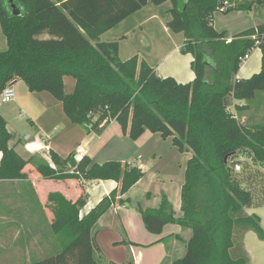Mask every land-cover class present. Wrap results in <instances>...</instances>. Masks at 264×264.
I'll list each match as a JSON object with an SVG mask.
<instances>
[{
    "label": "trees",
    "instance_id": "1",
    "mask_svg": "<svg viewBox=\"0 0 264 264\" xmlns=\"http://www.w3.org/2000/svg\"><path fill=\"white\" fill-rule=\"evenodd\" d=\"M166 1L173 3L168 27L184 33L181 51L194 57L195 79L189 83L160 76L139 55L122 60L119 41L100 40L102 33L148 3ZM15 2L20 15L10 10V0H0L7 40V48L0 51V93L20 79L31 92L47 91L60 100L70 121L89 132L101 134L117 121L132 140L150 131L171 138L181 152L192 151L182 186V215H176L166 195L159 208L138 205L147 230L161 234L174 223L190 231L188 238L176 234L162 239L184 243L185 253L171 264H252L243 239L254 230L264 240L261 217L246 210L264 205V117L258 115V103L264 99V22L228 41L226 31L215 28L214 14L264 10V0ZM257 47L262 51L261 71L238 78L244 57ZM67 76L75 78L71 93L65 87ZM231 106L233 112L228 110ZM255 107L257 124L251 123ZM244 112L250 113L247 120L241 118ZM11 139L0 113V180L28 178L26 167L32 165L45 178L82 177L118 184L84 215V195L74 200L58 191L49 193L56 244L47 255L26 263L100 264L94 231L116 203V192L127 193L144 176L142 169L128 161L99 164L86 155L77 161L74 153L64 158L55 152L53 167L40 155L24 159L10 145ZM118 202L125 205L129 199ZM124 264L134 261L130 257Z\"/></svg>",
    "mask_w": 264,
    "mask_h": 264
},
{
    "label": "crops",
    "instance_id": "2",
    "mask_svg": "<svg viewBox=\"0 0 264 264\" xmlns=\"http://www.w3.org/2000/svg\"><path fill=\"white\" fill-rule=\"evenodd\" d=\"M172 7L173 3L170 1L160 5L148 3L102 33L100 40L119 41V56L122 60L139 55L155 68L160 76L173 77L180 83L192 82L195 79V72L192 69L194 57L181 51L185 35L168 27ZM215 14V28H221L217 25L219 19L226 20L222 25L225 27L228 41L258 22H264V10L261 8H256L252 12L232 11L222 14L217 11ZM261 68L262 51L257 47L242 63L237 77L250 78L259 73ZM12 85L16 92L13 101L19 105L20 111L17 116L10 117L11 120L4 112L0 113L6 119L12 134L10 145L24 159L40 155L56 167L51 157L52 152H55L64 158L74 153L77 161L86 155L92 162L99 164L110 160L133 161L135 166L142 169L144 176L122 195V198L131 202L136 198L137 203L146 209L159 208L166 195L176 215H182L181 193L185 179L179 181L177 178L185 176L186 165L192 151H186L188 158L181 159L180 153L186 152L173 147L171 138L163 139L159 133L150 131L134 140V144H140V147L135 145L133 148L126 139L128 136L122 133L117 142L126 155L119 151L121 158H114L110 155V146L114 144L109 143L104 136L117 121H112L101 134L89 132L84 126L70 122L62 102L49 92L52 97L47 95V91L31 92L20 79ZM30 93L34 94L35 103L32 108L25 109L19 104L17 97L18 94H22L20 102L23 103V98L28 97ZM26 118L35 129V135L29 134L25 126L20 128L19 124ZM73 126H80L81 129H71ZM70 130L75 133L74 138L68 134ZM169 150H172L175 156L174 162L161 161L165 155L164 151ZM1 157L0 152V160ZM26 171L28 178L0 180V264H26L33 259L42 258L53 249L56 238L51 234V219L54 213L48 200L49 193L58 191L74 200L84 195L87 204L83 209L87 213L117 186L116 182L99 179L85 181L83 178L75 180L71 178L55 181L43 177L32 165H27ZM72 171L73 169L70 170ZM173 176L176 177L175 182L170 178ZM147 177L150 178L148 184L145 181ZM167 181L172 182L174 188L170 184V189H167L165 187ZM85 182L88 185H97L88 188ZM90 200L93 202H89ZM176 234L188 238L190 231H182L179 224L170 223L164 227L161 234L151 233L147 230L138 209L127 205L113 207L100 219L94 231L100 249L97 253L102 255L103 264H124L130 257L134 264H145L146 259L147 264H171L176 259L175 250L179 251L178 258L185 253L184 243L178 242L179 239L176 238H172L169 243L162 239ZM122 241H129L130 244L120 243ZM180 245H183L182 249Z\"/></svg>",
    "mask_w": 264,
    "mask_h": 264
},
{
    "label": "rangeland",
    "instance_id": "3",
    "mask_svg": "<svg viewBox=\"0 0 264 264\" xmlns=\"http://www.w3.org/2000/svg\"><path fill=\"white\" fill-rule=\"evenodd\" d=\"M171 2V1H170ZM13 3L14 4H16L18 7H20L16 2H15V0L13 1ZM9 7H10V10L12 11L13 9H12V4L10 3V5H9ZM258 8H260V7H258ZM262 9V8H261ZM222 13V12H221ZM222 14H225V13H222ZM216 15V14H215ZM219 17H222V16H218V18ZM224 21H226L225 19H219L218 21H217V25H219V26H221V28H216L217 30H219V31H225L224 30V26L222 25L223 24V22ZM254 24V23H253ZM40 38H48V35H42V36H40ZM7 48V40H6V37H5V35H4V33H3V29H2V25H1V19H0V51H2V50H5ZM72 86H75V78H73L72 76H67L66 78H65V87H66V91L68 92V93H71V92H73V90H74V87H72ZM18 87V86H17ZM20 87V86H19ZM47 95H50L48 92H47ZM22 97V94L20 95V94H18V97H17V100L19 99V104H22L24 107L23 108H25V109H30V108H32L31 106H33L34 104L33 103H35V97H34V94L33 93H30L29 94V96L28 97H25V98H23V103H21L20 102V98ZM50 97H52L51 95H50ZM262 97V96H261ZM260 97V98H261ZM258 106H260V112H259V117L260 118H262V117H264V99L263 98H261V100H260V104L258 103ZM228 110H230V111H232L233 112V110H234V107L232 108V107H230V108H228ZM258 110L259 109H257L256 107H255V110L253 111L254 112V114H255V118H252V120H251V123H253V124H257L258 122H260V120L258 119V116H256V114H257V112H258ZM20 111V109H19V105L16 103V102H14V101H12V102H7V103H0V112L2 113V112H4L5 114H7V117H9V119H10V117L12 118V117H14V116H17V114H18V112ZM3 114V113H2ZM249 114L250 113H248V112H244V113H242V119H244V120H247L248 119V117H249ZM241 116V115H240ZM68 117V116H67ZM69 119V118H68ZM241 119V120H242ZM11 120V119H10ZM70 120V119H69ZM71 122V121H70ZM77 125V124H76ZM19 126H20V128L22 129V127L23 126H25L26 127V130L28 131V133L29 134H32V135H35L36 134V131H35V129L31 126V122H30V120L29 119H25L24 121H23V123H21V124H19ZM80 126H73V128H71V129H81V128H79ZM23 130H25V129H23ZM60 130H61V128H60ZM122 130H121V126L118 124V123H116V124H114V125H112L111 126V128L109 129V131L105 134V136H104V138L106 139V140H108V141H110L109 143H113L114 145L113 146H110V150H111V156H114V158H121V155H120V152L119 151H121L122 153H124L125 155H126V153L124 152V151H122V147H119V144H118V142H117V139H118V137L119 136H121L122 135ZM68 134L69 135H71V137H75V133H73V130H70L69 132H68ZM127 139V141H130V143L133 145V148L135 147V145H137V146H139L140 147V144H134V140H132L131 138H126ZM112 140V141H111ZM172 144V143H171ZM173 146V145H172ZM174 147V146H173ZM176 148V147H175ZM177 149V148H176ZM178 150V149H177ZM106 151H108V150H106ZM164 156H163V158L161 159V161H166V163H168V162H174L173 160L175 159V156L173 155V152H172V150H169L168 152L166 151H164ZM247 154L248 153H244V156L246 157L247 156ZM130 156H132V155H130ZM179 156V155H178ZM181 159L182 158H188V154H187V152L186 153H180V156H179ZM45 159V158H44ZM160 160V159H159ZM158 160V161H159ZM46 161H48V160H46ZM131 162V161H130ZM131 163H134L133 161L131 162ZM159 162H157V164H158ZM163 163V162H162ZM164 164V163H163ZM157 168V167H156ZM172 180H173V182H175V180H176V177H170ZM50 179H53V180H66V179H56V178H50ZM67 179H71V178H67ZM72 179H74L75 180V178H72ZM81 179H82V177H81ZM84 179V178H83ZM179 181L180 180H184L185 179V176H183V177H180V178H177ZM149 180H150V178H146V183L148 184V182H149ZM85 181H86V179H85ZM105 181V180H104ZM108 181H113V180H108ZM113 182H115V181H113ZM172 182H169V181H167L166 183H165V187L167 188V189H170V184H171ZM85 185H86V187H95V185H97V184H92V185H88V183L87 182H85ZM114 185V184H113ZM172 185V184H171ZM117 186H118V184H117ZM116 186V187H117ZM155 186H157V184H155ZM173 186V188H174V185H172ZM115 187V188H116ZM118 188H120V187H118ZM94 198H96V197H94ZM119 198H122V196L120 195V192H119V190H118V192H116V198H115V201H116V203L113 205V207H115V206H119V205H123V204H121V203H119L118 201H119ZM137 199L135 198V199H133V201L131 202V201H129L128 203H126L125 205H127L128 207H133L134 206V208H137V206L139 205L138 203H137ZM89 202H93V200H90ZM112 207V208H113ZM111 208V209H112ZM110 209V210H111ZM247 210V212L249 213V214H253V213H256V214H258L260 217H261V219H262V226H263V228H264V205H262V206H254V207H250V208H247L246 209ZM51 211L53 212V209L51 208ZM83 213V214H82ZM84 214H86L85 213V211H84V209H82L81 210V215H84ZM51 232H52V228H51ZM53 233V232H52ZM51 238H53L52 236H51ZM244 241V247H245V249L247 250V252L249 253V255H250V259H251V263L252 264H264V240H262L259 236H258V234L254 231V230H249L247 233H246V235H245V237H244V239H243ZM178 242H180V240H178ZM8 247V246H7ZM183 248V245H180V249H182ZM176 252H177V255H176V257L175 258H178V249L177 250H175ZM147 260L148 259H146V262H145V264H147ZM102 263V261H100V264ZM103 264V263H102ZM104 264H108V263H104Z\"/></svg>",
    "mask_w": 264,
    "mask_h": 264
},
{
    "label": "built area",
    "instance_id": "4",
    "mask_svg": "<svg viewBox=\"0 0 264 264\" xmlns=\"http://www.w3.org/2000/svg\"><path fill=\"white\" fill-rule=\"evenodd\" d=\"M250 56V53L247 54L242 63H244ZM16 98V92H15V89L13 87V85H8L1 93H0V103H7V102H10V101H13L15 100ZM232 107V106H231ZM233 108V107H232ZM241 167L240 165H237L236 166V170H240ZM74 171V170H73ZM72 171V172H73Z\"/></svg>",
    "mask_w": 264,
    "mask_h": 264
},
{
    "label": "water",
    "instance_id": "5",
    "mask_svg": "<svg viewBox=\"0 0 264 264\" xmlns=\"http://www.w3.org/2000/svg\"><path fill=\"white\" fill-rule=\"evenodd\" d=\"M14 0H10V3L12 4V13L14 15H20L21 14V9L18 7L16 4L13 3Z\"/></svg>",
    "mask_w": 264,
    "mask_h": 264
}]
</instances>
